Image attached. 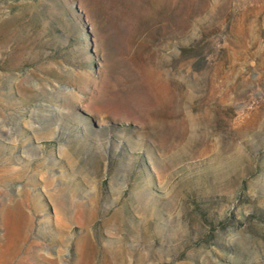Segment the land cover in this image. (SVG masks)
I'll return each instance as SVG.
<instances>
[{
    "label": "rangeland",
    "instance_id": "rangeland-1",
    "mask_svg": "<svg viewBox=\"0 0 264 264\" xmlns=\"http://www.w3.org/2000/svg\"><path fill=\"white\" fill-rule=\"evenodd\" d=\"M0 264H264V0H0Z\"/></svg>",
    "mask_w": 264,
    "mask_h": 264
}]
</instances>
